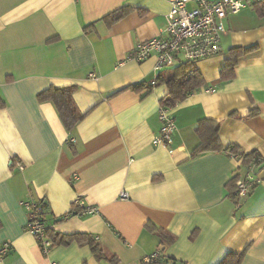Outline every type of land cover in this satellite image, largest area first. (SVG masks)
I'll return each mask as SVG.
<instances>
[{
	"label": "crops",
	"instance_id": "1",
	"mask_svg": "<svg viewBox=\"0 0 264 264\" xmlns=\"http://www.w3.org/2000/svg\"><path fill=\"white\" fill-rule=\"evenodd\" d=\"M254 6L224 21L222 53L194 64L206 86L167 109L177 131L155 145L168 88L112 95L154 85L155 58L129 56L139 42L163 36L169 0H0V247L11 243L0 264H112L94 247L118 264L156 253L173 264H219L231 253L244 254L241 264H264V16ZM122 7L133 11L108 26L103 18ZM235 48L255 50L240 58L232 80L220 81ZM72 85L85 117L68 132L37 95ZM204 119L220 124L222 150L193 156ZM229 146L258 153L260 166L247 168ZM248 173L260 183L239 203L232 180ZM29 198L43 202L48 226L95 244L73 240L44 255L25 230L20 202ZM148 222L175 243L162 251Z\"/></svg>",
	"mask_w": 264,
	"mask_h": 264
},
{
	"label": "built area",
	"instance_id": "2",
	"mask_svg": "<svg viewBox=\"0 0 264 264\" xmlns=\"http://www.w3.org/2000/svg\"><path fill=\"white\" fill-rule=\"evenodd\" d=\"M171 8L166 15V25L163 36L139 42L132 49L130 60L138 63L150 58H155V71L162 72L179 65L180 63L195 64L201 60L217 56L222 53V35L225 33L224 21L230 16L239 14L248 7L264 0H169ZM92 76H94L92 74ZM214 91V89H211ZM162 108L160 111L161 129L153 139L155 145H167L171 142L177 131V126L172 114ZM71 143L75 140L69 139ZM257 162H261L258 159ZM256 167L252 165L250 168ZM22 170L23 166L19 165ZM260 180L248 173L239 177L236 181L237 200L241 203L246 199ZM120 199L128 198V194L122 191ZM21 206L28 213V222L25 230L33 235L39 242L44 255H47L52 247V240L47 237L48 225L42 219L41 201L24 199ZM83 212L93 213L94 208L85 209L84 203L78 200L75 203ZM70 214L61 219L68 220ZM11 251V243L5 242L0 247V263ZM161 257L160 253L143 259L142 264H152Z\"/></svg>",
	"mask_w": 264,
	"mask_h": 264
},
{
	"label": "trees",
	"instance_id": "3",
	"mask_svg": "<svg viewBox=\"0 0 264 264\" xmlns=\"http://www.w3.org/2000/svg\"><path fill=\"white\" fill-rule=\"evenodd\" d=\"M254 8L259 16H264V2L256 3ZM133 11L131 7H122L106 17L103 20L107 23L108 26H112L115 23L119 22L125 18L128 14ZM141 14L144 12L139 10ZM93 26L86 28V31L92 30ZM255 48H235L230 51V58L227 60L226 65L221 71L220 81H230L235 77V68L238 65L240 58L244 55L254 51ZM165 85L168 88V94L161 99L160 105L161 108H173L178 103L184 101L189 95L195 91L206 86L203 76L197 72L192 63H180L174 68L166 69L158 75L154 85H148L146 83H138L135 85H130L118 90L112 96H116L125 91H134L142 92L143 90L146 93L152 92V89ZM78 87L75 85L72 86H51L48 89H45L38 93L37 97L40 102H51L60 118V121L66 128L68 132H72L76 125L83 120L85 114H83L76 102L74 100V93L77 91ZM219 129L220 124L218 122L204 119L199 122L197 126V132L199 134L200 143L196 147L193 156H196L204 151L210 150H222L220 141H219ZM225 152L233 157L242 159L243 164L250 168L252 165L260 166V163L257 162L258 159H261L260 155L256 152L253 153H244L240 151L236 146H229L224 149ZM238 177H235L232 182L236 184ZM236 188V187H235ZM237 193V188L235 195ZM43 208V202H41ZM43 214H41L42 216ZM145 228L158 236L161 240L162 251L166 247L172 245L176 241V237L171 233L163 230L162 228L157 227L154 223L148 222ZM46 235L52 240V247L55 245H67L73 240L89 241L91 244H95L94 241L86 235H64L52 227L48 226L46 230ZM95 256L98 259H105L110 261L112 264H118L119 259L116 256L107 257L102 254V251L98 247H94ZM244 254H228L219 264H241ZM173 264V260H165L160 258L157 262L152 264Z\"/></svg>",
	"mask_w": 264,
	"mask_h": 264
},
{
	"label": "rangeland",
	"instance_id": "4",
	"mask_svg": "<svg viewBox=\"0 0 264 264\" xmlns=\"http://www.w3.org/2000/svg\"><path fill=\"white\" fill-rule=\"evenodd\" d=\"M70 141V140H69Z\"/></svg>",
	"mask_w": 264,
	"mask_h": 264
}]
</instances>
